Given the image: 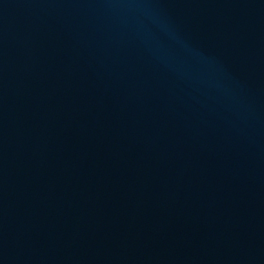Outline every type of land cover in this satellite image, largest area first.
Here are the masks:
<instances>
[{"label": "water", "instance_id": "obj_1", "mask_svg": "<svg viewBox=\"0 0 264 264\" xmlns=\"http://www.w3.org/2000/svg\"><path fill=\"white\" fill-rule=\"evenodd\" d=\"M0 165L75 264H264V0H0Z\"/></svg>", "mask_w": 264, "mask_h": 264}]
</instances>
